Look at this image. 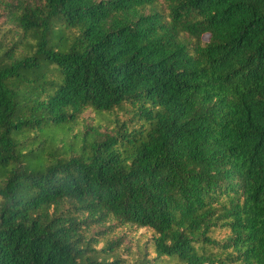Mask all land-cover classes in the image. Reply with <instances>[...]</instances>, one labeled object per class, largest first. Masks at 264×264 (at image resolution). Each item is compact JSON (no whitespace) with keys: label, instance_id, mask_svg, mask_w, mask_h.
Wrapping results in <instances>:
<instances>
[{"label":"trees","instance_id":"obj_1","mask_svg":"<svg viewBox=\"0 0 264 264\" xmlns=\"http://www.w3.org/2000/svg\"><path fill=\"white\" fill-rule=\"evenodd\" d=\"M0 3V264H264V0Z\"/></svg>","mask_w":264,"mask_h":264},{"label":"rangeland","instance_id":"obj_2","mask_svg":"<svg viewBox=\"0 0 264 264\" xmlns=\"http://www.w3.org/2000/svg\"><path fill=\"white\" fill-rule=\"evenodd\" d=\"M11 27H13V24L9 21V14H8L7 7L5 5H3L2 3H0V34L5 32L7 29H10ZM125 116L126 115L124 114V112L119 111L116 116L113 115L112 117L114 118L115 121L117 120L116 124H119L124 120ZM99 121H100V119H97L95 114L92 111L87 110L78 117V120L76 122L77 125H76V127H74L75 128L74 130L77 129L78 131H81L82 129L86 128L87 126L93 127ZM100 123L102 124L103 130L107 129L106 126H108V128L110 127V125L108 123V118L102 119ZM41 131L43 133H45V135L48 136L50 138V140H53V138L57 137L58 134L63 133V129H57L55 127L43 128V129H41ZM70 142H72L75 145L74 140L70 139ZM48 147L49 146L47 144L42 143L37 148L46 150ZM121 234L125 235L124 242L118 248L114 257L121 255L122 257L126 258L127 253L124 250L126 246H129V250L132 251L134 256L138 254L139 258L142 257V253H143L144 249H146V251L150 252V256H153V254L151 253V245L150 244L145 245V243H146L145 239L147 238L148 233H145L144 229H138L137 230L136 228H131L129 230L128 227L118 228L115 233L109 235L108 238H106V239H111V238L114 239L116 237L118 238L121 236ZM104 244H105V241H100L95 246V248L100 249L103 247ZM110 259H112V256H110Z\"/></svg>","mask_w":264,"mask_h":264}]
</instances>
